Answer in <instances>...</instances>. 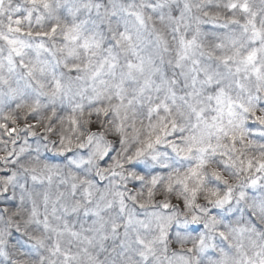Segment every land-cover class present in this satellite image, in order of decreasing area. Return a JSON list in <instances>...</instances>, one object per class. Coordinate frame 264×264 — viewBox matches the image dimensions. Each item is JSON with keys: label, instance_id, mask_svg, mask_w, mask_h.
I'll return each instance as SVG.
<instances>
[{"label": "snow or ice", "instance_id": "1", "mask_svg": "<svg viewBox=\"0 0 264 264\" xmlns=\"http://www.w3.org/2000/svg\"><path fill=\"white\" fill-rule=\"evenodd\" d=\"M0 264H264V0H0Z\"/></svg>", "mask_w": 264, "mask_h": 264}]
</instances>
